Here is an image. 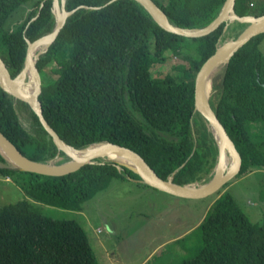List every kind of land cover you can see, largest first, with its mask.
Here are the masks:
<instances>
[{"label":"trees","instance_id":"trees-1","mask_svg":"<svg viewBox=\"0 0 264 264\" xmlns=\"http://www.w3.org/2000/svg\"><path fill=\"white\" fill-rule=\"evenodd\" d=\"M31 1L0 0V58L12 80L24 68L29 45L55 24L52 0H37L9 25L13 13ZM152 1L172 26L190 29L209 25L225 2ZM64 9L74 12L36 63L40 111L58 137L75 149L99 142L130 148L175 185L210 175L218 147L193 110V81L224 34L239 35L247 24L234 22L224 32L222 24L203 36L186 37L161 28L134 0H66ZM235 11L240 17L262 16L264 0H236ZM263 40L264 33L253 36L211 79L210 107L242 156L237 177L264 170ZM167 60L165 74L153 76V67ZM39 121L29 104L0 88L4 137L34 161H68ZM8 164L13 165L0 152V175L28 198L0 206V264H99L79 222L44 215L38 205L81 211L82 203L113 179L139 177L101 159L62 177ZM196 227L200 248L178 264H264V220L252 223L230 193L213 202Z\"/></svg>","mask_w":264,"mask_h":264},{"label":"rangeland","instance_id":"rangeland-1","mask_svg":"<svg viewBox=\"0 0 264 264\" xmlns=\"http://www.w3.org/2000/svg\"><path fill=\"white\" fill-rule=\"evenodd\" d=\"M34 1L37 0H32L16 10L8 24L13 26L19 22L21 16L30 11ZM159 1L162 5L166 3V0ZM224 36L222 41L238 35L225 33ZM260 48L264 51V40ZM169 63L170 60H167L166 63L153 67V76L165 74ZM51 66H47V73ZM219 71L220 69L215 73ZM59 159L60 157H56L53 160ZM214 167L210 175L194 183L203 185L209 182ZM119 170L122 171L121 168ZM123 177L121 180L113 179L105 191H100L83 202L81 211H68L43 204L38 207L44 215L79 222L86 232L97 262L99 263L102 250L107 248L113 264H178L193 256L200 248L196 226L205 218L212 203L225 192L233 196L252 223L261 224L264 220L262 169L254 170L243 177H235L214 195L201 199L173 197L142 185V181L133 175L128 177L123 174ZM5 178L7 177L0 175V206L28 198L16 182L7 181ZM105 263L103 258L102 264Z\"/></svg>","mask_w":264,"mask_h":264},{"label":"water","instance_id":"water-1","mask_svg":"<svg viewBox=\"0 0 264 264\" xmlns=\"http://www.w3.org/2000/svg\"><path fill=\"white\" fill-rule=\"evenodd\" d=\"M66 0H52V13L54 14L55 24L52 31L43 37H40L28 47L25 65L18 77L12 80L5 69L4 63L0 58V88L5 93L13 96L15 99L24 100L39 118L40 124L51 137L52 142L56 145L59 151L64 152L69 160L61 163H55L53 160L47 162L34 161L27 157L19 148H17L9 139L5 138L0 132V152L7 157L13 165L17 168L35 172V174L48 177H62L70 175L84 166L85 164L95 163L97 154L91 157L75 158L71 154V150L79 151L82 149H75L74 147L63 142L55 131L44 120L40 111V105L36 94L40 93L41 79L37 70L36 63L39 56L45 52L51 43L55 40L58 32L65 23L66 17L71 15L74 10L66 13L64 4ZM140 4L145 11L151 16L154 22L161 28L186 37H199L211 31H214L220 25L225 24L223 32L226 31L228 25L238 22L240 24H247V27L233 39L222 41L216 47L215 51L203 62L195 73L193 81V110L204 119L205 122L211 125L213 132H215V140L218 147L217 163L213 169L214 174L209 182L203 185L190 183L185 185H175L172 178L163 180L156 175V172L147 164V162L135 151L130 148L112 143L99 142L105 146L103 151H109L117 157L127 158L130 163L116 162L117 164L131 170L146 186L151 187L157 191L172 195L173 197L183 199H201L214 195L225 187L230 181L240 174L242 169V156L239 153L234 141L229 136L226 128L215 116L209 104V97L212 90L210 85V92L205 88L206 81L211 79L213 74L222 66L229 63L232 56L243 47L248 40L253 36L264 33V15L262 16H243L240 17L235 11L236 0H225L221 7L219 14L209 25L200 29L180 28L172 26L165 14L152 0H134ZM28 76V82L32 86V93L22 91L18 86V80L24 79ZM32 81V82H31ZM226 151L233 157V167L224 168L222 162Z\"/></svg>","mask_w":264,"mask_h":264},{"label":"bare ground","instance_id":"bare-ground-1","mask_svg":"<svg viewBox=\"0 0 264 264\" xmlns=\"http://www.w3.org/2000/svg\"><path fill=\"white\" fill-rule=\"evenodd\" d=\"M26 78L28 80V76H26L24 79L20 78L18 80V86L19 88L26 92V93H32V86L30 84V82H28V86L26 88ZM32 82V81H31ZM211 83H210V79L206 81L205 84V88L208 90V93L210 92V87ZM205 125L207 127V129L209 130V132L212 134L213 138L216 137L215 132H213L211 125L207 122H205ZM106 147L101 145V144H96V145H91L90 147H87L83 150H79V151H75V150H71V154L75 157V158H86V157H91L93 156V154H97L96 155V159H101L102 161H115V162H124V163H130L131 161L127 158H122V157H117L115 156L114 153L109 152V151H103L102 149H105ZM61 156V155H60ZM223 167L229 168V167H233L234 165V161H233V157L226 151L225 156H224V161L222 162ZM214 174V172H213Z\"/></svg>","mask_w":264,"mask_h":264},{"label":"crops","instance_id":"crops-1","mask_svg":"<svg viewBox=\"0 0 264 264\" xmlns=\"http://www.w3.org/2000/svg\"><path fill=\"white\" fill-rule=\"evenodd\" d=\"M5 179H7V178H5ZM99 242H100V244H102V241L101 240H99ZM101 250H102V248H101ZM98 256H99V253H98ZM103 258H105V260H106V263L105 264H113V260H112L111 256H109L108 249L107 248H105V249L102 250V255L99 258V264H102V259Z\"/></svg>","mask_w":264,"mask_h":264},{"label":"built area","instance_id":"built-area-1","mask_svg":"<svg viewBox=\"0 0 264 264\" xmlns=\"http://www.w3.org/2000/svg\"><path fill=\"white\" fill-rule=\"evenodd\" d=\"M7 180L9 181V178ZM98 231H100V229H98Z\"/></svg>","mask_w":264,"mask_h":264},{"label":"clouds","instance_id":"clouds-1","mask_svg":"<svg viewBox=\"0 0 264 264\" xmlns=\"http://www.w3.org/2000/svg\"><path fill=\"white\" fill-rule=\"evenodd\" d=\"M8 179V178H7ZM11 179L9 178V181H10Z\"/></svg>","mask_w":264,"mask_h":264}]
</instances>
